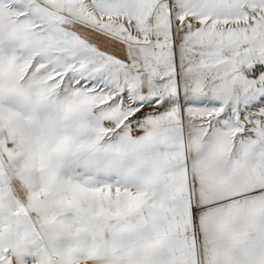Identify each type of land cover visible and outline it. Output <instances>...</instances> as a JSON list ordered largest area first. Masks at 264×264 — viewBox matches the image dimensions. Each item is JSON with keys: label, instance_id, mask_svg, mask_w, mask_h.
I'll return each mask as SVG.
<instances>
[{"label": "snow or ice", "instance_id": "obj_1", "mask_svg": "<svg viewBox=\"0 0 264 264\" xmlns=\"http://www.w3.org/2000/svg\"><path fill=\"white\" fill-rule=\"evenodd\" d=\"M0 264H264V0H0Z\"/></svg>", "mask_w": 264, "mask_h": 264}]
</instances>
